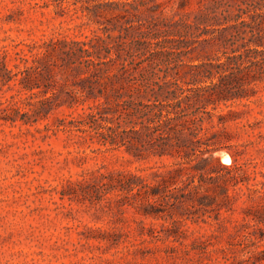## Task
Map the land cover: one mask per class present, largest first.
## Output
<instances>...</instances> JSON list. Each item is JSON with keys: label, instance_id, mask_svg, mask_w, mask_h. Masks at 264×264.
<instances>
[{"label": "trees", "instance_id": "trees-1", "mask_svg": "<svg viewBox=\"0 0 264 264\" xmlns=\"http://www.w3.org/2000/svg\"><path fill=\"white\" fill-rule=\"evenodd\" d=\"M66 3L80 4L96 28L83 38L52 36L16 51L24 67L14 75H21L26 96L9 99L3 118L16 121L22 107L23 121L32 123L63 106L91 102L80 119L60 120L56 129L71 132L77 143L97 144L93 152L124 147L137 160L155 163L146 172L90 170L83 180L68 181L62 195L105 199L119 210L132 207L144 218L164 220L150 229L157 239L181 240L187 220L207 222L233 210L230 188H252L238 164L241 152L226 143L233 137L227 127L241 114L233 104L264 87V0L31 4H55L64 14ZM221 149L233 163L221 162L215 154ZM252 215L264 221V205ZM244 236L253 239L251 231ZM210 244L198 239L192 249L206 253Z\"/></svg>", "mask_w": 264, "mask_h": 264}, {"label": "rangeland", "instance_id": "rangeland-1", "mask_svg": "<svg viewBox=\"0 0 264 264\" xmlns=\"http://www.w3.org/2000/svg\"><path fill=\"white\" fill-rule=\"evenodd\" d=\"M37 1L47 0H0V57L7 51L0 61V264H264V221L252 215L264 205L259 183L264 181V87L233 104L241 114L227 127L233 137L226 143L241 152L238 164L250 175L252 189L242 183V189L231 187L234 209H222L219 219L207 217V222L187 220L181 240L152 238L150 229L161 228L164 220L144 218L132 207L119 210L105 199L62 195L68 181L83 180L90 170L146 172L155 163L137 160L124 147L93 152L97 144L77 143L71 132L56 129L60 120L80 119L91 102L63 106L32 123L23 121L22 107L16 121L3 118L9 99L26 96L21 75H14L24 67L16 51L52 36L83 38L96 28L80 4L66 3L61 14L55 4L34 7ZM172 5L178 4L168 9ZM84 150L86 157L78 152ZM223 153L229 152L215 154L222 163H233L232 156L224 162ZM247 231L252 241L244 236ZM198 239L212 242L206 253L192 249Z\"/></svg>", "mask_w": 264, "mask_h": 264}, {"label": "bare ground", "instance_id": "bare-ground-1", "mask_svg": "<svg viewBox=\"0 0 264 264\" xmlns=\"http://www.w3.org/2000/svg\"><path fill=\"white\" fill-rule=\"evenodd\" d=\"M222 159L226 163H230L232 161L231 155L229 153H223Z\"/></svg>", "mask_w": 264, "mask_h": 264}]
</instances>
